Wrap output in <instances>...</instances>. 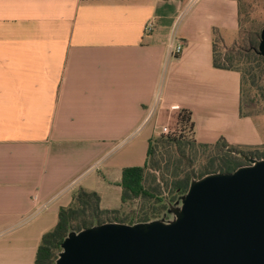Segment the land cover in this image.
I'll return each instance as SVG.
<instances>
[{"label": "crops", "instance_id": "obj_1", "mask_svg": "<svg viewBox=\"0 0 264 264\" xmlns=\"http://www.w3.org/2000/svg\"><path fill=\"white\" fill-rule=\"evenodd\" d=\"M240 24L239 0H0V264H35L81 188L120 208L123 169L182 109L199 142L264 145L241 73L214 65Z\"/></svg>", "mask_w": 264, "mask_h": 264}, {"label": "water", "instance_id": "obj_2", "mask_svg": "<svg viewBox=\"0 0 264 264\" xmlns=\"http://www.w3.org/2000/svg\"><path fill=\"white\" fill-rule=\"evenodd\" d=\"M246 160L193 180L173 221L71 232L55 264H264V157Z\"/></svg>", "mask_w": 264, "mask_h": 264}, {"label": "trees", "instance_id": "obj_3", "mask_svg": "<svg viewBox=\"0 0 264 264\" xmlns=\"http://www.w3.org/2000/svg\"><path fill=\"white\" fill-rule=\"evenodd\" d=\"M242 24L241 9L239 35L230 47H226L217 32H214V65L241 73V115L254 116L247 111L250 104L245 99V87L248 82L258 87V68L264 67V56L258 52L261 32L241 35ZM220 44L224 46V53L218 49ZM177 124L178 129L173 133L159 134L150 139L144 166L123 169L120 208L103 209L99 193L79 189L71 205L59 210L55 226L43 234L35 264H55L63 250V241L73 231L80 232L106 222L136 224L166 219L171 205L183 198L193 180L210 173L233 172L248 164L246 157H264V145H233L225 138L214 143L199 142L195 137L194 121L189 110L179 111ZM199 159L202 162L198 168L196 164ZM132 201L138 202L137 210L123 214V208Z\"/></svg>", "mask_w": 264, "mask_h": 264}, {"label": "rangeland", "instance_id": "obj_4", "mask_svg": "<svg viewBox=\"0 0 264 264\" xmlns=\"http://www.w3.org/2000/svg\"><path fill=\"white\" fill-rule=\"evenodd\" d=\"M241 9L243 11V24L241 29V35L245 33H254V32H261L264 28V0H240ZM241 43V40H239ZM230 47V46H226ZM219 51L225 52L224 46H218ZM243 66V65H242ZM259 71V81H258V88L257 86H252L249 82L246 84L245 87V99L249 101L250 106L247 107V111L252 112L254 116L258 118V121L264 127V67L258 68ZM263 88V89H262ZM262 90V91H261ZM171 130L175 131L178 129L177 120L172 124H167ZM167 155H165V158ZM201 159L197 161L196 166L199 168V164L201 163ZM164 164V162H163ZM164 166V165H163ZM158 174V173H157ZM182 205V199H178L171 205V208L167 214L166 219H163L164 222L173 221L176 218V214L174 209H179ZM138 202L132 201L130 204H127L123 208V214L130 213L134 210H137Z\"/></svg>", "mask_w": 264, "mask_h": 264}, {"label": "built area", "instance_id": "obj_5", "mask_svg": "<svg viewBox=\"0 0 264 264\" xmlns=\"http://www.w3.org/2000/svg\"><path fill=\"white\" fill-rule=\"evenodd\" d=\"M153 29H154V23L152 21H148L146 24V32L151 33ZM183 48H184V43L182 41H179L175 44H170V49L173 55L181 54L183 51ZM173 132L174 131L171 130L168 126H162L160 129V134H170Z\"/></svg>", "mask_w": 264, "mask_h": 264}]
</instances>
